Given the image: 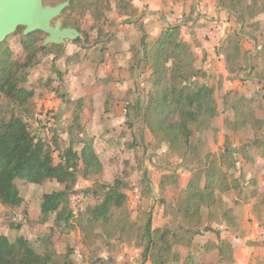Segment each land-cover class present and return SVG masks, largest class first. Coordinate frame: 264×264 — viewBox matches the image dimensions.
Wrapping results in <instances>:
<instances>
[{"label": "rangeland", "instance_id": "374dc122", "mask_svg": "<svg viewBox=\"0 0 264 264\" xmlns=\"http://www.w3.org/2000/svg\"><path fill=\"white\" fill-rule=\"evenodd\" d=\"M62 1L64 0H45V4L54 5ZM110 1L111 8L101 20H93L89 14L80 17L78 24H80L81 38L59 45L62 46L61 51L52 46L55 44L44 45L47 48L40 51L39 63L29 69V80L25 84L35 92L36 106L33 117L28 120L29 126L33 134L46 141L53 152L55 162L59 161L61 151L70 144L71 140L77 148L81 147L82 140L91 139L94 143L96 142L97 152L105 164L104 174L98 179V182H123L133 219L140 220L143 211L151 208L153 210V227L168 226L179 232L183 225L176 214L174 198L183 183L188 181L193 166L168 150L165 143L158 144L150 132L145 131L144 124L139 120L134 122L132 130L127 127L129 126L127 122L124 126L121 124V127H125L124 129H119L120 125L117 126L119 123H116V130H118L116 134H119V130L125 132L122 139H115L113 132L102 135V129H98L99 122L94 117L96 113H99V109L93 104L89 106L83 97V102L80 104L78 101L81 97H78L75 90L73 91V88L77 86V77L84 78L89 65L102 62L103 55L100 52L107 48V44L119 27L129 26L132 22L138 24L135 28L138 32L137 42L141 47L145 42L151 43L155 40V38L149 39L145 33L147 11L145 0H132V3L138 8V12L133 18L119 11L117 0ZM162 1L166 5L159 12L162 17L166 16V13L174 6L182 14L181 17H177L180 23H176L181 26V30L184 27L186 32H192L196 43L213 39L212 44H216L219 55L225 57L226 51L232 52L229 39L235 32L240 33L239 60L237 65L233 66L234 72L229 71L226 59L225 68L219 65L215 69H203L205 61L203 60V51L194 49L198 58L197 64L206 73L198 81L215 88L218 107V113L213 119L212 126L198 134L196 139L200 140L203 146L201 153L203 155L209 151L217 155L221 154L224 151L225 143L228 142V145L234 150L233 155L227 161L228 166H234L230 169V173L234 177H239L241 184L247 182L248 185H252L253 180L256 182L258 180L253 177L255 174L264 176V143L255 145L256 141L264 142V86L262 84L264 56L258 54L260 51L258 48L264 42V13L247 16L243 24L238 15L234 13V7L237 8L238 0ZM251 1L242 0V5L251 4ZM65 10L58 19L65 20L69 14V11ZM222 14L223 22L220 23L219 18ZM58 19H55L54 22ZM169 25L173 24H167V26ZM83 32H86L87 36ZM181 35L183 37V31H181ZM25 36L22 27L21 30L9 35L3 43V47L11 48L14 59L23 60L25 57V51L21 44V40ZM45 37L46 34L43 32L42 44ZM191 44L194 48V44ZM140 51L141 49L137 52L132 68L133 72L138 70L136 98H133L132 104L126 112L124 111L125 116L131 121L132 118H140L137 116L134 106L136 104L144 106L148 100L149 92L152 91L151 70L143 64L142 56L138 55ZM238 66H242V69L238 70ZM58 70L64 73L62 78L59 77ZM81 85H84V82ZM236 91L239 93L236 94ZM241 95L252 98L250 108H252L251 114L253 115L248 118H255L258 122L250 121L241 129L233 130L230 128V120L233 121L236 118H242V116L236 114L230 106ZM133 132L138 136L142 132V137L139 138V143L134 148L122 143L124 140H129ZM247 166L251 170H248ZM173 172H177L179 175V185L176 187L169 185L165 189H161L159 186L161 176ZM95 179V177L90 179L79 177L71 189L69 206L74 216H78L88 206L97 202L98 197L94 194L93 188H99V186H95ZM17 183L25 198V203L19 208L0 205V234L8 235L12 240L16 236L23 235L34 242L41 251L59 254L69 252L72 264H99L96 263V260L101 259L111 264H117L118 260H125L128 264H139L140 257H136V246L124 238L112 239L109 243L99 239L89 246L83 244L81 231L73 217L71 218L74 221L72 222L73 227L55 224L54 214L49 217L47 222L40 220L43 194L63 189V184L54 179H46L41 184L29 183L24 180H18ZM248 185H245L246 189L251 190ZM148 186L151 188L150 192L147 191ZM234 193L240 199L243 193L247 194V191L243 189L240 194L231 192L220 196L227 204H232L236 201L233 199ZM238 231L237 227L227 228L223 216L219 214L217 218L210 220L206 227L196 231V236L191 243L187 239L175 244L174 251L179 259L172 264H184L185 256L189 252L195 254L197 261L203 260L218 264L215 254L207 255L201 250L197 254L195 246L199 247L208 239H230ZM257 245L258 247L249 258L248 264H264V235L258 239ZM238 253L240 256L244 255L242 249Z\"/></svg>", "mask_w": 264, "mask_h": 264}, {"label": "trees", "instance_id": "16d2710c", "mask_svg": "<svg viewBox=\"0 0 264 264\" xmlns=\"http://www.w3.org/2000/svg\"><path fill=\"white\" fill-rule=\"evenodd\" d=\"M69 1L70 4L65 10L69 14L63 25L79 31L80 17L89 14L93 20L99 21L111 8L110 0ZM236 5L234 13L243 24L247 16L264 13V0H252L251 4L245 6L242 5V0H238ZM117 7L131 18L138 12L132 0H117ZM21 29L22 27L18 28ZM83 33L87 36L86 32ZM42 34L41 31H35L22 38L21 44L25 51L23 60L14 59L11 48L3 47L4 42L0 44V205L19 208L25 203L18 180L41 184L46 179H54L63 184L64 188L43 194L40 220L47 222L54 214L55 224L70 227L74 222L71 220L73 217L81 231L83 244L89 246L99 239L109 243L112 239L124 238L140 250L139 264L148 260L152 264H172L177 261L179 256L175 254V244L187 239L191 243L196 231L206 227L219 214L223 216L227 227L237 226L234 208L220 196L232 190L237 194L243 191L240 178L230 173L234 166H228L227 163L234 150L226 142L224 151L219 155L211 151L201 154L203 146L196 136L212 126L218 113L215 88L198 81L206 73L197 64L198 58L193 45L182 37L179 24L167 26L153 42H145L141 47L138 55L142 56L145 67L151 70L152 91L149 92L144 106H134L140 118L128 121L130 127H133L135 121L142 122L145 131H149L158 144L165 143L168 150L193 166L186 185L174 198L176 211L183 225L179 232L168 226L153 227L151 208L143 211L140 220L133 219L123 182H98L104 174L105 164L93 140H82L80 148L71 140L61 151L59 161L55 162L46 141L33 134L28 120L34 114L35 92L25 84L29 80V69L39 63L40 51L47 48L41 43ZM239 37L240 33L235 32L229 39L232 52H225L230 72L235 71L233 66L239 60ZM52 46L62 50V46ZM258 49V54L264 56V42ZM237 69H242V66ZM57 72L59 77L64 76L63 72ZM262 84L264 86V80ZM78 102L82 104L83 99L80 98ZM251 102L252 98L245 95L234 101L230 107L242 118L230 120V128L238 130L250 121L258 122L255 118H248L253 115ZM141 137L142 132L140 136L134 134L129 145L134 148ZM262 143L264 142L259 140L255 145ZM79 177L96 178L94 184L99 188H93V191L98 200L84 212L74 216L69 206V193ZM169 185H179L177 172L161 176V189ZM147 191H151L149 186ZM195 249L197 254L199 250L207 255L216 252L218 264L235 262L233 244L228 238L208 239L199 247L195 246ZM96 263L111 264L103 259L96 260ZM0 264L72 263L69 252L59 254L41 251L23 235L12 240L8 235L0 234ZM184 264L213 262L197 261L195 254L189 252L185 256Z\"/></svg>", "mask_w": 264, "mask_h": 264}, {"label": "crops", "instance_id": "0c3cea01", "mask_svg": "<svg viewBox=\"0 0 264 264\" xmlns=\"http://www.w3.org/2000/svg\"><path fill=\"white\" fill-rule=\"evenodd\" d=\"M145 5H147L145 33L148 35L149 39L152 40L156 38L167 24L170 23L174 25L180 23L177 17H181L182 14L174 6L170 8L166 16L162 17L159 12L166 6L162 0H145ZM219 19L220 23H222L223 14ZM137 25L138 24L132 22L129 26L119 27L116 34L107 44V48H104L101 50L103 52H100L101 55H103L101 58L102 62L100 64L95 63L94 65H89L85 77L82 78L78 76L76 79L77 86L73 88V91L75 90V92L78 93V97H83L88 102L87 104L89 106L93 104L94 107L99 109V113H96L94 117H96L95 119L99 122L98 129H102V135L113 132L115 139L124 138L125 132L119 130V134H116L118 131L116 128L120 125L118 127L122 129L123 127H121V124L124 126L126 122L128 123V121H131L125 116V112L130 104H132L133 98H136L138 70L133 72L132 68L135 63L137 52L141 49V45H138L137 42L138 32L135 28ZM181 31H183L184 39L194 44L195 51H203V60H205L203 62V69H215L219 65L225 68V57L217 53L216 44H212L213 39L206 41L202 40L201 43H196L193 39L192 32H186L184 27H182ZM222 56L223 58H221ZM82 82H84V85H81ZM103 115L104 118H102ZM117 122L119 124L116 126ZM128 125L127 127L132 130L129 123ZM134 134L136 133L133 132L129 140L133 139ZM129 140H124L122 143L124 145H129L131 142H129ZM237 163L238 162H236V164ZM243 167L245 168L246 166ZM247 169H250L249 166H247ZM253 177L258 178L259 181L257 180L256 182V180H253L254 185H248L247 182L242 183L243 189L247 191V194L243 193L240 199L235 193V197L232 194V197H234L233 199L239 200V202L228 204L235 210L237 217L236 227L239 229V231L230 238L234 249L235 264H248L249 258L252 257L255 248L258 247V239H261L262 235H264V176L262 174H255ZM185 185L186 181L181 188ZM245 185H248L251 190H247ZM231 192L235 191L232 190L229 193ZM227 228L231 229L232 227ZM240 249H242L244 253L242 256L238 253ZM136 250V257H139L140 250ZM211 254H216V252ZM117 264L128 263L125 262V260H118ZM144 264H152V262L148 260Z\"/></svg>", "mask_w": 264, "mask_h": 264}, {"label": "water", "instance_id": "95a60500", "mask_svg": "<svg viewBox=\"0 0 264 264\" xmlns=\"http://www.w3.org/2000/svg\"><path fill=\"white\" fill-rule=\"evenodd\" d=\"M69 4V0L54 5L45 4V0H0V44L19 27H23L24 35L44 32L43 45H61L81 38L77 28L64 26L58 19Z\"/></svg>", "mask_w": 264, "mask_h": 264}]
</instances>
